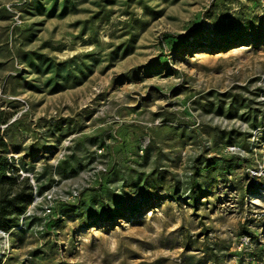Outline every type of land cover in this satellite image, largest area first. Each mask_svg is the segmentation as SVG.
<instances>
[{
	"label": "rangeland",
	"instance_id": "rangeland-1",
	"mask_svg": "<svg viewBox=\"0 0 264 264\" xmlns=\"http://www.w3.org/2000/svg\"><path fill=\"white\" fill-rule=\"evenodd\" d=\"M0 135V264H264V0H0Z\"/></svg>",
	"mask_w": 264,
	"mask_h": 264
},
{
	"label": "trees",
	"instance_id": "trees-1",
	"mask_svg": "<svg viewBox=\"0 0 264 264\" xmlns=\"http://www.w3.org/2000/svg\"><path fill=\"white\" fill-rule=\"evenodd\" d=\"M7 143L0 135V229L6 230L10 225H16L18 216L22 215L32 202V188L16 174H9L8 162L6 158ZM24 187L19 190L18 186ZM197 185L192 182L190 193L194 196ZM103 210L109 218L106 204H103ZM8 215L12 218L6 220Z\"/></svg>",
	"mask_w": 264,
	"mask_h": 264
},
{
	"label": "built area",
	"instance_id": "built-area-1",
	"mask_svg": "<svg viewBox=\"0 0 264 264\" xmlns=\"http://www.w3.org/2000/svg\"><path fill=\"white\" fill-rule=\"evenodd\" d=\"M51 213V209L50 208H47L46 209V214H50Z\"/></svg>",
	"mask_w": 264,
	"mask_h": 264
}]
</instances>
